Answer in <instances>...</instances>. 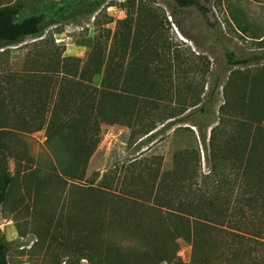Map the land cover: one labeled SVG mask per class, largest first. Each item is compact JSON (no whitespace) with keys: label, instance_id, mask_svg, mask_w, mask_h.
Segmentation results:
<instances>
[{"label":"rangeland","instance_id":"rangeland-1","mask_svg":"<svg viewBox=\"0 0 264 264\" xmlns=\"http://www.w3.org/2000/svg\"><path fill=\"white\" fill-rule=\"evenodd\" d=\"M198 1L204 14L173 0H0V7H15L19 18L44 16L37 37L0 49V176L9 172L14 178L0 206L8 264L193 263L189 241L170 243L159 226L153 227L152 236L144 235L137 217L127 214L131 205L121 203L118 195L146 201L156 188L157 174L171 170L175 155L206 173L212 129V149L232 162L227 147L247 138L237 130L238 123L250 120L264 127V58L256 61L264 52V40L253 42L238 33L223 0ZM251 1L264 6V0ZM127 16L137 39L127 47L126 71L133 60L144 65L158 102L146 104L149 93L144 87L139 89L138 111L131 122L123 118L115 124L99 117L100 142L83 180L72 183L49 176L52 156L45 130L27 129L32 113L30 96L20 89L23 73L41 66L50 50L84 60L95 42L109 48L108 32L112 35L117 22ZM229 54L247 63L234 65ZM100 80L101 76L95 77L93 84L98 86ZM198 127L203 129L206 148ZM97 186L116 194L106 205L120 212L107 211L98 218L100 226L89 213L88 192ZM140 208L133 210L136 215L145 212ZM214 237L203 264H223L217 249L220 240ZM146 241L149 248L137 250Z\"/></svg>","mask_w":264,"mask_h":264},{"label":"trees","instance_id":"trees-1","mask_svg":"<svg viewBox=\"0 0 264 264\" xmlns=\"http://www.w3.org/2000/svg\"><path fill=\"white\" fill-rule=\"evenodd\" d=\"M173 1L183 8L196 7L204 14L205 9L198 0ZM223 4L238 33L253 42L264 40V6L251 0H223ZM43 25V14L19 18L15 7L1 6L0 49L37 37ZM135 29L132 18L127 16L117 22L112 35L108 32L109 48L107 43L95 42L84 60L50 50L47 57L44 53L45 62L41 66L23 73L20 89L23 95L30 96L29 112L32 113L27 129L30 133L45 130L47 148L52 156L49 176L66 178L72 183L83 180L100 142L99 117L105 116L115 124H121L123 118L131 122L138 111L135 107L139 103V89L144 87L149 93L144 100L146 104L158 102L144 65L133 60L126 71L124 59L130 41L137 39ZM131 47L134 57L135 50ZM228 57L234 65L247 63L235 60L232 54ZM263 58L264 52L256 61ZM97 76H101V80L95 86L93 81ZM129 89L131 95L127 93ZM249 121L239 122L237 128L247 138L240 137L227 147L232 162L225 155L218 157L214 147L212 149L215 145L212 129L211 151L205 154L209 165L206 173L200 174L188 161L185 163V159L175 155L171 170L157 174L156 188L146 201L118 195L121 203L131 205L127 214L137 217L139 230L144 235L152 236L153 227L159 226L156 228L166 233L170 243L178 239L189 241L191 263L203 264L208 258L212 234H215L216 241L220 240L217 249L223 264H264V127ZM170 125H174L172 121ZM2 131L0 128V133ZM198 133L205 145L201 127ZM190 159L195 160L193 154ZM13 181L9 172L0 176V206L6 201ZM88 193L91 198L84 195L92 202L89 213L95 215L97 225H101L98 218L107 211L114 215L120 213L114 206L106 205L109 197L116 195L109 189L97 186ZM136 206L144 208L145 212L136 215L133 211ZM142 233L139 234L142 236ZM149 245L146 241L137 250L146 251ZM8 250L0 233V264H8Z\"/></svg>","mask_w":264,"mask_h":264}]
</instances>
